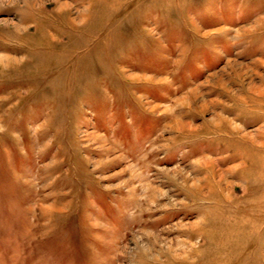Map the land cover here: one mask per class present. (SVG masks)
Masks as SVG:
<instances>
[{
    "label": "rangeland",
    "instance_id": "rangeland-1",
    "mask_svg": "<svg viewBox=\"0 0 264 264\" xmlns=\"http://www.w3.org/2000/svg\"><path fill=\"white\" fill-rule=\"evenodd\" d=\"M261 156L264 0H0V264H264Z\"/></svg>",
    "mask_w": 264,
    "mask_h": 264
},
{
    "label": "bare ground",
    "instance_id": "bare-ground-1",
    "mask_svg": "<svg viewBox=\"0 0 264 264\" xmlns=\"http://www.w3.org/2000/svg\"><path fill=\"white\" fill-rule=\"evenodd\" d=\"M245 157H243V161H246L249 159V161L252 160V155H250V152L248 154L245 153ZM251 158V159H250ZM250 169L248 172L250 173L249 175H252L250 178L255 179L258 183H264V157L261 156V159L256 160L255 162L253 161L252 166L249 167Z\"/></svg>",
    "mask_w": 264,
    "mask_h": 264
}]
</instances>
